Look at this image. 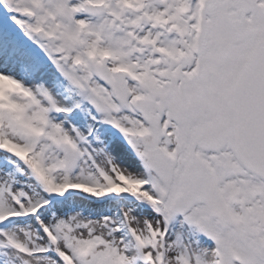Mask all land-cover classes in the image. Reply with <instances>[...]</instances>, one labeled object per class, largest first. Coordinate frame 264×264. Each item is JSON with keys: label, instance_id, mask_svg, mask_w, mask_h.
I'll list each match as a JSON object with an SVG mask.
<instances>
[{"label": "snow or ice", "instance_id": "snow-or-ice-1", "mask_svg": "<svg viewBox=\"0 0 264 264\" xmlns=\"http://www.w3.org/2000/svg\"><path fill=\"white\" fill-rule=\"evenodd\" d=\"M0 264H264V0H0Z\"/></svg>", "mask_w": 264, "mask_h": 264}]
</instances>
